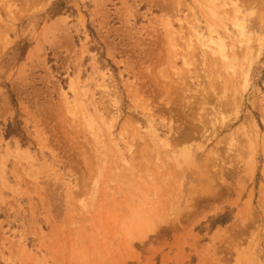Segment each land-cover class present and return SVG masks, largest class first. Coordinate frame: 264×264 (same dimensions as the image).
<instances>
[{
    "label": "rangeland",
    "instance_id": "1",
    "mask_svg": "<svg viewBox=\"0 0 264 264\" xmlns=\"http://www.w3.org/2000/svg\"><path fill=\"white\" fill-rule=\"evenodd\" d=\"M56 1L0 0V264H264V0Z\"/></svg>",
    "mask_w": 264,
    "mask_h": 264
},
{
    "label": "trees",
    "instance_id": "2",
    "mask_svg": "<svg viewBox=\"0 0 264 264\" xmlns=\"http://www.w3.org/2000/svg\"><path fill=\"white\" fill-rule=\"evenodd\" d=\"M63 6H64L63 0H57L56 2H53L52 5L50 6V8L48 9V15L51 16V17H53V16L59 14L62 11ZM17 50H19V52H20L21 50H23V47L17 46ZM14 124H15V122L13 124L12 123H9L7 125V129H9L12 126H14ZM227 220H229V214L226 212V213H223V214L219 215L217 218H215L211 222V225H213L215 223L223 224V223L227 222Z\"/></svg>",
    "mask_w": 264,
    "mask_h": 264
},
{
    "label": "bare ground",
    "instance_id": "3",
    "mask_svg": "<svg viewBox=\"0 0 264 264\" xmlns=\"http://www.w3.org/2000/svg\"><path fill=\"white\" fill-rule=\"evenodd\" d=\"M234 5V4H233ZM237 5V4H236ZM232 22V21H231ZM235 25H236V23H234V24H232V26L233 27H235ZM241 29V28H240ZM216 40V39H215ZM221 42V41H220ZM213 43H214V45H215V48H217V53H219V56H220V58L219 59H224L225 61H226V58H227V54H226V51H225V48H224V46L222 45V43H219V42H215V41H213ZM214 48V47H213ZM214 48V49H215ZM210 50H213V49H210ZM211 52V51H210ZM213 53H215V52H213ZM230 56V55H229ZM231 56H233V55H231ZM235 56V55H234ZM230 58V57H229ZM221 59V60H222ZM232 60V59H231ZM231 60H227L228 62L227 63H229L230 64V61ZM224 62V61H223ZM163 78V77H162ZM162 85H163V83H162ZM167 90V89H166ZM172 93V92H171ZM170 93V94H171ZM167 96V95H166ZM207 96V95H206ZM164 98V97H163ZM165 102H167V100L165 101ZM203 104V103H202ZM236 106V105H235ZM233 112V111H232ZM170 126V125H169ZM135 139V138H134ZM175 139V138H174ZM177 139V138H176ZM175 141V140H174ZM147 143V142H146ZM148 144V143H147ZM135 145H136V143H135ZM140 145V144H139ZM148 146V145H147ZM150 146V145H149ZM137 147V146H136ZM173 148V147H172ZM165 149V148H164ZM149 150V149H148ZM167 150V149H166ZM150 151V150H149ZM168 151V150H167ZM148 152V151H147ZM166 152V151H165ZM169 152V151H168ZM135 153H136V151H135ZM142 153V152H141ZM173 153V152H172ZM142 154H144V153H142ZM167 154V153H166ZM170 155V154H169ZM171 155H173V154H171ZM170 155V156H171ZM147 156V155H146ZM152 155H150V157H151ZM149 157V156H148ZM165 157H167V156H165ZM102 158V157H101ZM152 158V157H151ZM150 158V159H151ZM96 160V159H95ZM143 160V159H142ZM168 160V159H167ZM175 160V159H174ZM102 161V160H101ZM103 162V161H102ZM98 163H99V161H98ZM87 164V163H86ZM118 164H119V162H118ZM101 165V164H100ZM119 167V166H118ZM170 167V166H169ZM116 168V167H115ZM121 168V167H120ZM143 168V167H142ZM151 168V167H150ZM163 168V167H162ZM168 168V167H167ZM148 169V168H147ZM158 169V168H157ZM116 170V169H115ZM123 170H125V169H123ZM141 170V169H140ZM145 170V169H144ZM143 171V170H142ZM147 171V170H146ZM171 171V170H170ZM177 171H179V170H177ZM160 172V171H159ZM148 173V172H147ZM161 173V172H160ZM146 174V173H145ZM178 174V173H177ZM180 175V174H179ZM148 176V175H147ZM158 176H161V175H158ZM177 176V175H176ZM142 177V176H141ZM143 179V178H142ZM158 179H160V178H158ZM161 180V179H160ZM159 180V181H160ZM80 182V181H79ZM149 182V181H148ZM142 183H144V182H142ZM140 184V183H139ZM168 184V183H167ZM77 185V184H76ZM83 187H84V185H83ZM82 187V188H83ZM144 189V188H143ZM83 190V189H82ZM128 190V189H127ZM154 190H155V188H154ZM77 191V190H76ZM150 191H151V189H150ZM153 191V190H152ZM75 192V191H74ZM137 195V194H136ZM118 202H119V200H118ZM127 202V201H126ZM154 206V205H153ZM159 206V205H158ZM163 208V207H162ZM161 208V209H162ZM140 214V213H139ZM144 215V214H143ZM159 215V214H158ZM151 216V215H150ZM154 217V216H153ZM147 227V226H146ZM153 229V228H152ZM154 229H155V227H154ZM153 229V230H154ZM145 236V235H144ZM137 240V239H136Z\"/></svg>",
    "mask_w": 264,
    "mask_h": 264
}]
</instances>
